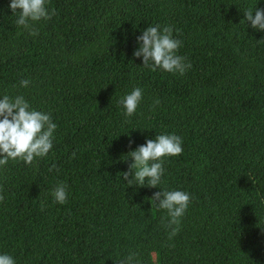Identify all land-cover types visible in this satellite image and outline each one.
Here are the masks:
<instances>
[{
	"label": "trees",
	"instance_id": "16d2710c",
	"mask_svg": "<svg viewBox=\"0 0 264 264\" xmlns=\"http://www.w3.org/2000/svg\"><path fill=\"white\" fill-rule=\"evenodd\" d=\"M10 3L0 0V98L23 95L57 129L48 156L0 168V254L16 264H118L131 253L133 264H264V31L243 12L264 0H48L56 15L33 24L36 36ZM156 25L182 41L185 75L134 57ZM137 87L126 119L120 100ZM159 134L182 137V154L166 158L160 187L129 186L118 174L134 161L122 157ZM60 183L66 204L52 196ZM164 189L191 197L172 240L151 201Z\"/></svg>",
	"mask_w": 264,
	"mask_h": 264
},
{
	"label": "clouds",
	"instance_id": "9594fccd",
	"mask_svg": "<svg viewBox=\"0 0 264 264\" xmlns=\"http://www.w3.org/2000/svg\"><path fill=\"white\" fill-rule=\"evenodd\" d=\"M47 2L48 0H11L9 7L18 17L15 24L29 30L33 36L38 35L33 24L50 20L56 15L55 11L49 12ZM243 12L245 20L251 22L253 29L264 31V9L255 8L253 11L249 7ZM138 43L140 46L134 52V57L143 58L144 68L153 72L159 69L183 76L192 67L190 62H186V57L178 55L182 41L173 36L171 26H149L138 37ZM30 83L29 79H21L20 87L27 88ZM142 98L143 91L137 87L120 100L126 119L136 114ZM154 103L158 105L159 100ZM56 129L57 124L53 122L51 114L32 108L23 95H3L0 98V168L7 166L9 161H22L31 166L37 159L48 156L54 145ZM182 144V137L176 134H159L155 140L148 139L145 145L122 157L125 161L131 158L134 162L127 172L118 175H121L129 186L160 187L166 158L181 155ZM72 155L74 158L75 153ZM54 169L56 165H52L49 171ZM2 192L0 189V203L5 200ZM52 196L56 203L66 204L67 186L58 184L52 190ZM151 201L166 212L164 226L168 229V239L172 240L181 230L182 217L191 203L190 194L181 190L164 189L163 192H156ZM135 255L129 254L125 260L118 261V264H133ZM0 264H16V261L11 255L0 254Z\"/></svg>",
	"mask_w": 264,
	"mask_h": 264
}]
</instances>
